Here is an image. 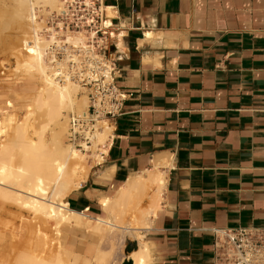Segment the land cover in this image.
I'll list each match as a JSON object with an SVG mask.
<instances>
[{"label": "crops", "instance_id": "0c3cea01", "mask_svg": "<svg viewBox=\"0 0 264 264\" xmlns=\"http://www.w3.org/2000/svg\"><path fill=\"white\" fill-rule=\"evenodd\" d=\"M90 1L127 99L103 163L65 201L106 217L100 199L157 178L138 195V217L156 206L137 227L150 264H227L215 230L264 228V0ZM139 243L124 239L127 261Z\"/></svg>", "mask_w": 264, "mask_h": 264}, {"label": "bare ground", "instance_id": "6f19581e", "mask_svg": "<svg viewBox=\"0 0 264 264\" xmlns=\"http://www.w3.org/2000/svg\"><path fill=\"white\" fill-rule=\"evenodd\" d=\"M11 1L16 5L14 16L20 22L19 27L25 26L31 34L29 39L25 36L26 39L22 41L29 61L21 62L17 68L28 74H36L39 78V88L36 93L26 97L27 100L22 97L25 101L19 105L26 113L25 119L13 128L14 136L11 142L9 140L7 144L0 143V201L15 203L31 210L45 222H54V229L57 230L55 233L58 235L54 259L45 261L42 256L35 255L36 257L32 258V255L28 260L21 258L18 264H106V257L100 251L90 257V250L86 247L84 256L80 258L78 254L74 255L71 250H67L64 233L70 228L78 231L89 230L88 234L97 245L105 236L119 232L117 249L122 247L126 237L138 238V250L130 253L128 258L132 261L131 264H150L149 249L147 244L142 242L140 228L131 227L130 223L120 226L118 213L120 208L127 209L137 204L138 195L145 191L149 181L152 180L161 187L157 178L153 181L152 177L150 180L146 175L143 178L129 179L123 188L117 190L113 198L100 199V210L106 217L99 214L93 217L89 208L81 212L75 211L69 208L65 201L72 191L79 189L86 172L87 156L69 142V137L70 120L86 115L88 95L84 88L70 79L68 71L70 61L75 59L72 48L86 49L88 38L86 39L83 32L68 31L65 40H61L52 29H48L46 36L41 34L39 14L53 12L60 16L67 11V0ZM52 46L56 47L55 53L51 50ZM57 50H62V60L56 58ZM7 106L12 107V103L7 102ZM39 116L44 118V123H39L36 130L33 129L36 128L33 123ZM12 122L11 115L3 116L0 121V135L6 134V128ZM101 125L103 127L95 135L92 151V156L98 160H101L100 153L106 151V144L112 137V127L107 123ZM155 209L153 204L146 216L134 218L132 222L148 228L147 216H155ZM120 214H123V211Z\"/></svg>", "mask_w": 264, "mask_h": 264}, {"label": "rangeland", "instance_id": "374dc122", "mask_svg": "<svg viewBox=\"0 0 264 264\" xmlns=\"http://www.w3.org/2000/svg\"><path fill=\"white\" fill-rule=\"evenodd\" d=\"M83 1L67 0L65 4L67 11L60 16H57L53 12L50 14H39L38 22L41 34L46 36L48 29H52L58 34L61 40H65V34L68 31L83 32L86 39L93 36L85 28ZM86 2L88 5H86ZM84 3L86 6H90L91 1L86 0ZM15 8V2L11 0H0V121L5 114L11 115L13 119L12 124L6 128V134L0 135V143L6 142L5 144L9 143V140L11 142L14 136L13 128L17 124H21L25 119L24 116L26 113L20 106L22 101H25L23 98L33 95L39 88V78L36 74H28L21 68H17L20 67L21 62L29 61V55L23 50L22 41L25 36L29 39L31 34L25 26L22 27L23 29L19 27L20 22L14 16ZM25 29L27 31L24 32ZM51 50L55 53L56 47L52 46ZM16 58L19 60H16ZM7 102L12 103L14 110L12 107L9 108L7 106ZM39 123H44L42 116H39L33 123L36 127L33 129L37 130L40 125ZM100 126L103 127L102 125ZM45 137L47 138L48 135H45ZM92 151L90 154L84 153L87 156L84 180L95 171L98 166L97 162H101V160L92 156ZM148 193L142 197V199L144 198V202L141 200L139 203L138 199L134 207L119 209L118 218L120 219V226H126V221L128 220L132 224L131 227L140 226L138 223L132 221L134 218H141L140 216L138 217V214H140L141 207L146 208L148 204ZM121 211H123V214H120ZM36 216L27 208L19 207L15 203L0 201V264H18L21 258L28 260L32 255V258L42 256L45 261L54 259L58 247V235L55 233L57 230L54 229V222H45ZM88 232L89 230L78 231L74 228L67 230L64 233L66 234L64 235L66 236L64 239L65 248L69 251L71 250L70 252L72 254H78L82 258L85 247H88L90 250L88 255L90 257L97 251H100L106 257V264H130L124 257L123 246L117 249L118 238L120 236L119 232L105 236L99 245L90 237Z\"/></svg>", "mask_w": 264, "mask_h": 264}, {"label": "built area", "instance_id": "2783aa9c", "mask_svg": "<svg viewBox=\"0 0 264 264\" xmlns=\"http://www.w3.org/2000/svg\"><path fill=\"white\" fill-rule=\"evenodd\" d=\"M85 1L82 2L85 28L93 36L89 37L86 49L72 48L75 59L69 63L68 76L87 91L88 107L85 116L70 120L69 142L79 151L90 154L100 125H110L109 119L121 115L127 96L117 86L115 60L110 58V48L102 41L112 36V25L104 24L97 1L90 6ZM55 56L60 60L62 50H57ZM104 157L105 153H100L101 163ZM214 234L221 238L227 264H264V228L215 230Z\"/></svg>", "mask_w": 264, "mask_h": 264}]
</instances>
